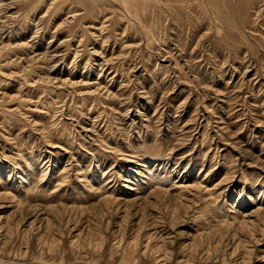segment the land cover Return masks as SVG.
I'll return each instance as SVG.
<instances>
[{
	"label": "rangeland",
	"instance_id": "1",
	"mask_svg": "<svg viewBox=\"0 0 264 264\" xmlns=\"http://www.w3.org/2000/svg\"><path fill=\"white\" fill-rule=\"evenodd\" d=\"M0 264H264V0H0Z\"/></svg>",
	"mask_w": 264,
	"mask_h": 264
}]
</instances>
